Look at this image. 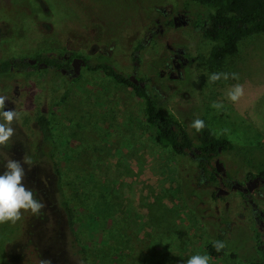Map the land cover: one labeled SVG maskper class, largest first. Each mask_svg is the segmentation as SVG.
<instances>
[{
	"label": "rangeland",
	"instance_id": "obj_1",
	"mask_svg": "<svg viewBox=\"0 0 264 264\" xmlns=\"http://www.w3.org/2000/svg\"><path fill=\"white\" fill-rule=\"evenodd\" d=\"M156 8H184L190 17L214 12L213 6L190 0H0V49L2 55L29 57L68 49L93 59L107 56L123 74L136 71L149 81L146 86L157 95L159 110L187 130L195 147L196 133L190 124L204 117L212 134L233 147L218 155L232 175L240 178L246 171H260L264 168V34L244 38L236 54L213 63L212 40L195 29H171L169 38L186 44L194 61L181 70L182 79L169 81L156 75L161 49H144L137 66L130 59L131 48L159 16ZM214 72H235L240 79L210 83L209 74ZM13 77H0V84ZM49 77L47 85L46 71L29 74L31 82L23 85L22 97L32 103L40 96L46 99L53 159L60 171L58 185L76 213V229L91 246L90 263L186 264L193 255H207L205 246L216 237H222L225 251L210 257L209 264L253 262L251 225L240 216L238 194L216 198L206 187L197 190L199 169L194 159L154 141L143 99L99 70L70 80L58 72ZM236 83L244 86V95L232 103L226 93ZM213 101H222L224 108L213 109ZM35 127L26 118L13 125L15 135L0 147V174L7 157H30L33 165L24 183L46 208L39 215L22 213L15 224H0V264H41L42 260L81 264L72 254L49 149ZM89 213L96 215L95 223ZM23 241L38 250L40 261Z\"/></svg>",
	"mask_w": 264,
	"mask_h": 264
},
{
	"label": "flooded vegetation",
	"instance_id": "obj_2",
	"mask_svg": "<svg viewBox=\"0 0 264 264\" xmlns=\"http://www.w3.org/2000/svg\"><path fill=\"white\" fill-rule=\"evenodd\" d=\"M154 11L159 16L155 15L152 25L145 29L142 40L131 48L133 52L131 53L130 59H133V64L137 66L139 63L137 61L138 57L144 49H161L158 55L159 69L156 75L160 78L166 77L169 81L180 80L182 79L181 70L187 64L192 63L194 59L188 55L187 49L189 48L187 45L179 40L170 39L168 31L171 29L185 28L189 30L195 29L201 32V27L195 24L198 16L190 17L184 8H156ZM100 61H106L108 63L109 58L100 55L93 59L86 55H81L73 49L56 54L51 51L31 57L15 54L2 55L0 49V63L7 62L8 64V70L0 73V77H7L8 75L14 76L8 79L5 84H0V96L7 97L5 110L14 109L22 113V119L19 120H25V118L30 120L35 124V129L37 130V118L40 115H45L49 121L47 116L48 112L45 109L47 102L42 96L38 97L35 103L29 102L22 97V94L25 92L23 85L30 84L31 82L28 83L27 76L31 73H36V71H46L47 79L44 82H48L47 84H49L50 73L58 72L64 78L69 80L75 79L80 77L83 72L98 71L92 68ZM74 67L77 70L79 69V72H76L77 74L75 73ZM126 76L134 85L153 92L150 86H146L149 81L138 77L136 71H132L130 74H126ZM22 81H26V83L24 84ZM128 88L132 90L131 87ZM39 103H42V105L38 109ZM17 121H14L13 125ZM193 149L195 154L191 152L190 154L199 169V180L196 183L197 189L206 187L216 198L226 197L234 191L238 194L239 202L242 204L240 216L251 225L255 257L253 263L264 264V174L261 171H246L240 178L232 175L226 168L224 162L218 157L225 150L222 146L217 147L216 155L209 160L211 167L208 168L211 174H205L202 170L203 168L199 166V164L204 163L203 155L205 154L199 149L198 143ZM217 160L222 164L220 172L216 168Z\"/></svg>",
	"mask_w": 264,
	"mask_h": 264
},
{
	"label": "trees",
	"instance_id": "obj_3",
	"mask_svg": "<svg viewBox=\"0 0 264 264\" xmlns=\"http://www.w3.org/2000/svg\"><path fill=\"white\" fill-rule=\"evenodd\" d=\"M190 1L214 7L213 13H209L204 17L198 16L195 22V24L201 27V32L204 37L212 40L215 43L209 54V59L213 63H220L227 56L236 54L238 50V43L244 38L254 34H264V0ZM92 69L101 70L105 76L111 78L117 84L131 87L135 97L143 99L145 106V119L148 127L151 129L153 139L158 145L170 148L171 151L178 156H191L190 152L195 154V151L193 149L194 138L180 123L166 116L159 110L158 98L154 92H150L147 89H143L141 87H138L137 85H134L125 74L114 68V66L109 62H97L96 66H94ZM7 70V62L0 63V73L6 72ZM45 83L47 84L48 82ZM199 118L202 119L206 125L202 132H195V140L199 145V149L203 154H205L203 155L204 163L199 164V166L203 168L202 170L205 174H211L208 168L211 167L209 160L211 157L216 155L217 147L222 146L225 150H231L233 147L225 138H216L209 129L205 118ZM37 126V131L39 132L42 143L49 149L47 157L51 161L52 172L58 180V202L64 214L65 225L69 231V234L71 235L72 254L78 256L81 264H93L90 263L91 251L89 250V248L91 246L83 241L84 237H82L81 233L76 229V213L72 206L69 204L68 198L65 196L60 186L58 185L60 171L58 169L57 162L55 161V159H53V150L55 143L52 138L50 123L45 115H40L37 118ZM260 171L264 174V168ZM202 188H199L200 192L203 191ZM210 195L213 197L214 194L210 192ZM88 217L90 218V221H92V223H95L97 221V217L95 214L90 215L89 213ZM40 218H42V216H40ZM21 234L23 238L25 236L24 231H21ZM108 234L111 238L113 237V234L110 235L109 231ZM215 241L223 242L222 237H216L214 241H211L205 246L206 254L209 257H219L225 251V247L220 251H216L215 247L213 246ZM12 244L16 245V243ZM24 244L27 250L28 245L30 246L29 252L34 255L36 260L39 259L38 261H40L38 250L31 247L32 243H30L29 241H25ZM9 260L11 261V259ZM34 263L36 262L32 263L31 261H27L26 264ZM12 264L16 263L12 262ZM17 264H23V262L21 263L19 261V263ZM251 264L256 263L252 262Z\"/></svg>",
	"mask_w": 264,
	"mask_h": 264
},
{
	"label": "clouds",
	"instance_id": "obj_4",
	"mask_svg": "<svg viewBox=\"0 0 264 264\" xmlns=\"http://www.w3.org/2000/svg\"><path fill=\"white\" fill-rule=\"evenodd\" d=\"M229 79L238 81L239 74L232 72H214L209 74L210 83ZM244 95V86L240 83L232 85L226 93V98L232 103H236ZM7 97L0 96V147L7 146L11 138L15 135L13 128L14 121L22 119V113L14 109L5 110ZM213 109L221 110L224 108L222 101H213L210 105ZM205 122L200 118H195L190 128L196 133H200L205 128ZM227 131V129L223 130ZM27 166V169L25 168ZM33 161L30 157L23 156L22 160H14L7 157L3 162V172L0 174V224H15L21 220L22 213L30 212L32 215H39L45 208L44 200L38 196L34 189L29 188L24 183L27 171L31 170ZM213 246L216 251L225 247L221 241H215ZM208 255H193L187 259L186 264H209ZM41 264H51L48 260H42Z\"/></svg>",
	"mask_w": 264,
	"mask_h": 264
},
{
	"label": "water",
	"instance_id": "obj_5",
	"mask_svg": "<svg viewBox=\"0 0 264 264\" xmlns=\"http://www.w3.org/2000/svg\"><path fill=\"white\" fill-rule=\"evenodd\" d=\"M74 69H75V73H76V72H77V73L79 72V69L77 70V68H75V67H74ZM77 73H76V74H77ZM220 167H222V164L217 160V161H216V168H217V171H218V172L221 171V170H220Z\"/></svg>",
	"mask_w": 264,
	"mask_h": 264
}]
</instances>
